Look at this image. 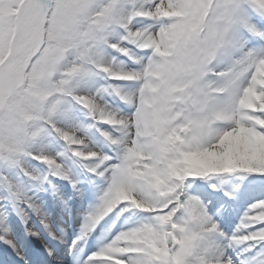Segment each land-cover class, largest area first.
Segmentation results:
<instances>
[{
    "label": "snow or ice",
    "instance_id": "6c2138e0",
    "mask_svg": "<svg viewBox=\"0 0 264 264\" xmlns=\"http://www.w3.org/2000/svg\"><path fill=\"white\" fill-rule=\"evenodd\" d=\"M26 255L264 264V0H0V264Z\"/></svg>",
    "mask_w": 264,
    "mask_h": 264
},
{
    "label": "bare ground",
    "instance_id": "6f19581e",
    "mask_svg": "<svg viewBox=\"0 0 264 264\" xmlns=\"http://www.w3.org/2000/svg\"><path fill=\"white\" fill-rule=\"evenodd\" d=\"M68 195H72V194L69 192ZM73 231H74V234H71L73 232L70 233V232L63 231L64 240L62 242H59V243L58 242L52 243L51 246H52V248H54L57 251L58 255L64 254V252L68 248L72 247V241L76 238V236L78 234L77 231H75V230H73ZM58 235H59V233H58ZM61 244L63 246H61ZM85 244H89V249L85 253L82 250L79 251L78 256L83 255V254H90L91 252H94L97 250L98 244L95 243L94 241L90 240L89 242H87ZM85 244H83L82 246H84ZM14 264H19V263H17V261H14ZM28 264H32V260L28 261ZM41 264H52V261L47 259V257L45 256V257H42Z\"/></svg>",
    "mask_w": 264,
    "mask_h": 264
}]
</instances>
